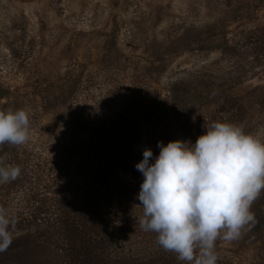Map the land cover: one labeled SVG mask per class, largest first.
I'll return each instance as SVG.
<instances>
[{
  "label": "rangeland",
  "instance_id": "374dc122",
  "mask_svg": "<svg viewBox=\"0 0 264 264\" xmlns=\"http://www.w3.org/2000/svg\"><path fill=\"white\" fill-rule=\"evenodd\" d=\"M170 102L189 114L178 139L223 120L264 140V0H0V111L30 115L29 141L0 145L21 168L0 184L20 246L0 264L52 263L33 195L61 186L50 166L64 148L97 120ZM252 211L239 239L217 240V264H264V193Z\"/></svg>",
  "mask_w": 264,
  "mask_h": 264
},
{
  "label": "trees",
  "instance_id": "16d2710c",
  "mask_svg": "<svg viewBox=\"0 0 264 264\" xmlns=\"http://www.w3.org/2000/svg\"><path fill=\"white\" fill-rule=\"evenodd\" d=\"M189 114L175 102L137 105L112 120H97L73 147L50 166L61 186L34 196L35 241L44 238L51 264H184L157 243V234L140 228L138 194L143 175L136 164L158 143L177 140L188 129ZM142 140L145 144H142ZM39 177L46 164H37ZM49 187V186H48ZM10 244L7 251L18 249ZM54 258V259H53Z\"/></svg>",
  "mask_w": 264,
  "mask_h": 264
},
{
  "label": "clouds",
  "instance_id": "9594fccd",
  "mask_svg": "<svg viewBox=\"0 0 264 264\" xmlns=\"http://www.w3.org/2000/svg\"><path fill=\"white\" fill-rule=\"evenodd\" d=\"M195 143L159 142V155L146 148L136 169L144 179L138 200L143 231L184 264H217L216 242H231L255 223L254 202L264 193V140L229 121L204 125ZM30 139L24 109L0 111V145ZM18 165L0 161V184L15 181ZM13 221L0 209V251L13 239Z\"/></svg>",
  "mask_w": 264,
  "mask_h": 264
}]
</instances>
